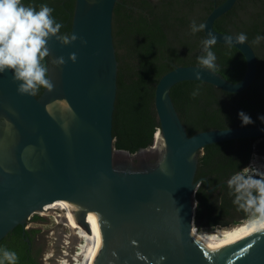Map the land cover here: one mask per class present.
<instances>
[{
  "label": "water",
  "instance_id": "95a60500",
  "mask_svg": "<svg viewBox=\"0 0 264 264\" xmlns=\"http://www.w3.org/2000/svg\"><path fill=\"white\" fill-rule=\"evenodd\" d=\"M237 1L215 6L205 19L204 33L243 54L244 77L233 83L199 65L176 66L166 73L156 84L154 98L161 142L154 137L152 146L135 154L117 149L113 135L117 0H76L70 34L78 39L69 45L56 37L48 42L52 89L44 88L39 97L22 95L11 70L0 74V155L7 158H0V241L46 205L82 201L101 215L106 264H264V232L204 246L193 235L199 152L211 144L264 138V126L210 129L189 136L171 98L173 86L184 81L239 93L255 80L258 60L253 47L214 28ZM73 53L76 62L69 58ZM59 57L66 63L53 65ZM263 77L264 70V96ZM146 153L153 162L133 170L135 157ZM78 221L85 227L82 217Z\"/></svg>",
  "mask_w": 264,
  "mask_h": 264
},
{
  "label": "trees",
  "instance_id": "16d2710c",
  "mask_svg": "<svg viewBox=\"0 0 264 264\" xmlns=\"http://www.w3.org/2000/svg\"><path fill=\"white\" fill-rule=\"evenodd\" d=\"M224 1L117 0L113 18L119 62L113 120L117 149L135 154L153 145L159 129L154 109L156 84L176 66L198 65L197 58L203 54L201 42L207 37L204 30L192 34L191 22L204 24L215 6ZM22 3L35 6L37 10L41 4H47L54 9L53 17L63 25L61 33L70 34L76 0H22ZM214 28L228 34L245 33L246 42L256 53L258 72L252 84L239 93H228L197 81H184L173 86L171 98L189 136L210 129L264 126L260 119L264 116V96L260 86L264 40L253 43L257 35L264 36V0H238L232 10L215 21ZM212 51L217 58L215 71L233 83L244 77L246 60L238 49L216 43ZM45 63L48 65V58ZM197 88L199 95L194 98L192 92ZM43 91L44 88H40L36 96ZM240 112L249 115L253 123L243 125ZM255 151L264 154V138L211 144L199 152L195 209L198 229H225L248 220V214L239 217L235 212L238 205L233 202L235 195L227 182L246 167ZM32 219L41 220L38 215ZM39 234L40 230L36 228L25 229L19 225L0 241V249L15 251L17 264H42L33 257L30 248Z\"/></svg>",
  "mask_w": 264,
  "mask_h": 264
},
{
  "label": "clouds",
  "instance_id": "9594fccd",
  "mask_svg": "<svg viewBox=\"0 0 264 264\" xmlns=\"http://www.w3.org/2000/svg\"><path fill=\"white\" fill-rule=\"evenodd\" d=\"M53 12L54 9L47 4H41L37 10L35 6H25L22 0H0V74L11 70L14 73L13 80L20 82L17 90L22 95L36 96L40 88L50 90L54 87L49 67L45 63L46 58L50 57L49 40L56 37L61 44L69 45L78 39L74 34L61 33L63 25L53 17ZM204 28L203 23L197 24L195 20L191 22L192 34ZM235 39L236 43L244 44L248 37L240 33ZM228 40L231 43L232 38ZM262 40L264 36L257 35L253 43L259 44ZM216 42L212 33L202 40L203 54L197 58L200 68L210 71L216 68L217 58L212 51ZM81 43L86 44L87 41L82 40ZM69 58L72 62L77 60L75 53ZM51 63L62 66L66 61L59 57ZM199 76L197 73V79ZM199 91V88L195 89L192 96H198ZM239 116L243 125L253 123L244 112H240ZM260 119L264 121V116ZM227 183L235 195L234 204L248 214L249 227L256 232H264V171L257 168L250 173L238 172ZM17 260L15 251L0 249V264H5V261L17 264Z\"/></svg>",
  "mask_w": 264,
  "mask_h": 264
},
{
  "label": "bare ground",
  "instance_id": "6f19581e",
  "mask_svg": "<svg viewBox=\"0 0 264 264\" xmlns=\"http://www.w3.org/2000/svg\"><path fill=\"white\" fill-rule=\"evenodd\" d=\"M155 139L158 143L161 142L160 132H157ZM0 158L7 159L3 155H0ZM57 211L58 215L55 214ZM39 214L54 215L60 227L66 226L70 230L69 234H56V245L61 250L54 251L49 256V264H106L107 258L101 248V215L94 206L82 201H57L46 205ZM79 217L84 219L85 227L79 224ZM248 232H256L249 227L248 220L222 230L196 232V229H193L194 238L202 246L209 243H233Z\"/></svg>",
  "mask_w": 264,
  "mask_h": 264
},
{
  "label": "rangeland",
  "instance_id": "374dc122",
  "mask_svg": "<svg viewBox=\"0 0 264 264\" xmlns=\"http://www.w3.org/2000/svg\"><path fill=\"white\" fill-rule=\"evenodd\" d=\"M149 158V154H143L141 156L135 157L134 161L140 159V158ZM252 161L254 165H258V167L255 168H261L262 171H264V158L259 156L257 153H255L252 157ZM253 169V168H252ZM59 214V212H55V214ZM57 214V215H58ZM38 215L41 220L40 221H34L32 218L33 216ZM31 217L30 220L27 221V225L31 228H36L40 230V235L43 237L44 240V250L42 252V264H49L51 263L50 255L57 250H61V248L57 247L56 243L58 244V241L56 240V234L62 233L69 234L70 230L66 227H60L58 223H56L57 219L54 215L49 216H42L41 214H35ZM242 223V222H241ZM196 229V232H202V231H214V230H207L208 228H202L198 229L196 225L194 226ZM62 229V230H61ZM199 230V231H198ZM216 230H222V229H216ZM60 245V244H59Z\"/></svg>",
  "mask_w": 264,
  "mask_h": 264
},
{
  "label": "flooded vegetation",
  "instance_id": "af4514ba",
  "mask_svg": "<svg viewBox=\"0 0 264 264\" xmlns=\"http://www.w3.org/2000/svg\"><path fill=\"white\" fill-rule=\"evenodd\" d=\"M255 153H257L259 156H261L262 158H264V154L263 153H259L258 151H255L251 155V158H250L249 163L246 165V167L241 172L250 173V172L255 171V168L258 167V165H254V163L252 161V157H253V155ZM152 162L153 161L150 158H148V157L147 158H140V159L134 161L131 164V168L133 170H142V169H144L146 167V165H148V164H150ZM118 163L119 164H123V166H127L123 162H118ZM247 167H249V168H247ZM257 178H259V177H257ZM204 180H207V178H204ZM235 212L237 213V215L239 217H244L247 214L243 210L239 209V207H236L235 208ZM27 226L28 225L26 224L25 225V229H31V227L26 228ZM30 248H31V253H32L33 257L34 258H38L37 260L42 263V252L44 250V240H43V237L40 234L33 240Z\"/></svg>",
  "mask_w": 264,
  "mask_h": 264
},
{
  "label": "built area",
  "instance_id": "2783aa9c",
  "mask_svg": "<svg viewBox=\"0 0 264 264\" xmlns=\"http://www.w3.org/2000/svg\"><path fill=\"white\" fill-rule=\"evenodd\" d=\"M155 135H156V134H155ZM30 219H31V218H30ZM30 219H29V220H30ZM28 227H29V226H27L26 228H28ZM68 229H69V228H68Z\"/></svg>",
  "mask_w": 264,
  "mask_h": 264
}]
</instances>
